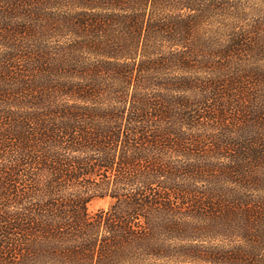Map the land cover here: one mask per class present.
I'll return each mask as SVG.
<instances>
[{"label": "trees", "instance_id": "trees-1", "mask_svg": "<svg viewBox=\"0 0 264 264\" xmlns=\"http://www.w3.org/2000/svg\"><path fill=\"white\" fill-rule=\"evenodd\" d=\"M0 264H264V0H0Z\"/></svg>", "mask_w": 264, "mask_h": 264}, {"label": "rangeland", "instance_id": "rangeland-1", "mask_svg": "<svg viewBox=\"0 0 264 264\" xmlns=\"http://www.w3.org/2000/svg\"><path fill=\"white\" fill-rule=\"evenodd\" d=\"M110 204V199L108 197L105 198H96L90 201L87 205V209L89 213H94L99 209H106Z\"/></svg>", "mask_w": 264, "mask_h": 264}]
</instances>
